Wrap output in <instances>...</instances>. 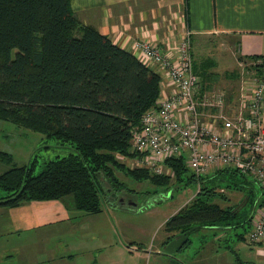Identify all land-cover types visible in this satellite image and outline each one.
Segmentation results:
<instances>
[{
    "label": "trees",
    "instance_id": "trees-1",
    "mask_svg": "<svg viewBox=\"0 0 264 264\" xmlns=\"http://www.w3.org/2000/svg\"><path fill=\"white\" fill-rule=\"evenodd\" d=\"M188 40L192 46L191 34ZM263 57L238 55L237 59ZM192 64L199 87L207 89L215 75L208 70L215 63L192 57ZM232 75L233 71L228 76ZM161 79L131 51L78 20L70 0H0V120L71 148L42 162L37 172L36 159L16 166L10 164V153L0 151V159L10 164L0 173V187L8 191L0 196V207L70 197L76 209L97 213L108 191L103 181L109 184L108 192H128L115 175L119 170L164 189L172 182H197L192 198L165 220L169 235L163 245L200 228H213L216 234L239 226L243 230L235 233L236 240H244L253 207L264 205V190L249 177L227 168L197 176L188 173L181 157L165 160L172 175L129 168L117 159L133 155L131 129L139 125L145 110L155 106ZM233 95L227 91V100ZM223 187L242 191L244 202L224 207L215 203V198L227 200L218 190ZM245 206L248 212H242Z\"/></svg>",
    "mask_w": 264,
    "mask_h": 264
},
{
    "label": "rangeland",
    "instance_id": "rangeland-1",
    "mask_svg": "<svg viewBox=\"0 0 264 264\" xmlns=\"http://www.w3.org/2000/svg\"><path fill=\"white\" fill-rule=\"evenodd\" d=\"M194 39L191 46L193 60L209 58L215 63L208 70L215 74L208 88L223 90L226 94L227 91L234 93L233 98L228 101L229 104L226 102V110L233 114L231 107L236 106L233 99L244 79L250 77L253 67L250 65V69L249 66L241 69L236 62V58L240 55L237 52V42L233 43L227 36H197ZM177 46L178 43L175 47ZM134 54L138 55V52ZM232 71L235 75L228 76ZM8 140L11 142V151L15 148L12 154L13 162L10 164L17 166L22 161L29 162L36 159L35 172L41 169L40 166L45 160L71 151L67 144L60 145L55 139L47 138L39 132L23 128L10 121L0 120V148L5 146ZM127 158L128 156L124 155L117 156V159L129 168H145L135 166ZM10 164L0 159V170L8 168ZM190 172L191 170L188 169V173ZM167 173L172 175V172ZM115 175L123 182L130 194L125 189L108 192L109 184L103 181V187L108 191H106V200L103 201L102 198L101 212L92 216L89 221L74 222V227L68 229L66 241L68 243L73 241L72 245L77 249L86 246L81 236L100 233L104 237V247L102 240H99L101 246H98L97 255L95 260L91 259V264H264V254L258 252V249L264 251V245L260 247L264 243L249 244L245 241V235L251 228L253 219L256 221L264 213V205L253 207L250 226L244 234V240H236L235 233L243 230L239 226L225 231L219 230L216 234L213 228H200L189 233V241L185 245L176 249L172 255H167L161 251L163 242L169 235L164 230V222L192 198L198 187L197 182L190 181L177 185L171 181L170 187L164 189L156 187L149 180L136 181L119 170L115 171ZM218 190L227 196V200L220 198L213 200L221 207L233 204L240 206L246 198L242 191L225 187ZM6 192L8 191L0 187V196L5 195ZM114 194L118 197L111 196ZM123 196L133 199L132 203L135 206L123 201ZM120 198L123 199L119 205L113 206L107 202L112 199L113 203H118ZM243 211L248 212L249 208L245 206ZM80 212L86 213L82 210ZM71 230L73 233L70 232ZM81 231H88L89 234H80ZM38 256L40 255L37 253L35 257ZM75 256V264H88L86 254Z\"/></svg>",
    "mask_w": 264,
    "mask_h": 264
},
{
    "label": "crops",
    "instance_id": "crops-1",
    "mask_svg": "<svg viewBox=\"0 0 264 264\" xmlns=\"http://www.w3.org/2000/svg\"><path fill=\"white\" fill-rule=\"evenodd\" d=\"M70 7L82 23L95 27L133 54L137 51L135 44L141 40L173 53L182 36L191 34L193 38L227 36L233 43L237 42L240 55H264V0H70ZM245 80L243 88H251L249 79ZM171 90L168 82L161 79L159 93L165 96ZM241 90L240 85L233 99L236 106L231 107L234 112L238 109ZM225 101H229L226 93ZM10 143L8 140L0 151L12 155L15 148L11 151ZM27 163L25 160L19 165ZM107 202L113 206L120 204L112 199ZM101 210L81 213L70 197L32 199L0 207V264H75V255L79 254H86L91 264L101 246L99 240L104 247V237L100 233L81 236L86 246L79 249L66 238L74 222L89 221ZM258 252L264 254L262 249ZM37 253L40 256L35 257Z\"/></svg>",
    "mask_w": 264,
    "mask_h": 264
},
{
    "label": "built area",
    "instance_id": "built-area-1",
    "mask_svg": "<svg viewBox=\"0 0 264 264\" xmlns=\"http://www.w3.org/2000/svg\"><path fill=\"white\" fill-rule=\"evenodd\" d=\"M135 45L136 56L160 73L172 90L165 96L159 93L155 106L145 110L139 125L131 129L133 155L127 160L166 174L170 169L165 160L181 157L197 176L234 169L264 190V57L238 60L241 69L250 65L256 69L246 79L251 88L241 85L238 109L230 114L223 90L200 91L188 36L173 53L145 40ZM260 216L245 235L249 244L264 242V213Z\"/></svg>",
    "mask_w": 264,
    "mask_h": 264
},
{
    "label": "water",
    "instance_id": "water-1",
    "mask_svg": "<svg viewBox=\"0 0 264 264\" xmlns=\"http://www.w3.org/2000/svg\"><path fill=\"white\" fill-rule=\"evenodd\" d=\"M131 206H135V204L131 203ZM187 239H188V232L180 233L177 237L168 241V243L164 246L162 252L169 255L172 254L176 248H179L182 245H184Z\"/></svg>",
    "mask_w": 264,
    "mask_h": 264
},
{
    "label": "flooded vegetation",
    "instance_id": "flooded-vegetation-1",
    "mask_svg": "<svg viewBox=\"0 0 264 264\" xmlns=\"http://www.w3.org/2000/svg\"><path fill=\"white\" fill-rule=\"evenodd\" d=\"M111 193H112V192H111ZM111 196H113V197H115V198L118 197V196H116L115 194H114V195H111ZM119 197H120V196H119ZM123 197H124V199H123V198H120V199H118V201L120 202V201H122V199H123V201H125V202L132 203V200H133V199L130 200V198H125V196H123ZM188 236H189V233H188ZM175 237H177V236H175ZM175 237H173V238H175ZM173 238H172V239H173ZM187 241H188V239H187ZM187 241H186V242H187ZM262 243H264V242H262ZM166 244H167V243H166ZM166 244L163 245V248H164V246H165ZM185 244H186V243H185ZM185 244H184V245H185ZM182 246H183V245H182ZM182 246H181V247H182ZM163 248H162L161 251H163ZM179 248H180V247H179ZM176 249H178V248H176ZM176 249H175V250H176ZM175 250H174V251H175ZM162 253H163V254H166V253H164V252H162ZM172 254H173V253H172ZM172 254H170V255H172ZM167 255H169V254H167Z\"/></svg>",
    "mask_w": 264,
    "mask_h": 264
},
{
    "label": "bare ground",
    "instance_id": "bare-ground-1",
    "mask_svg": "<svg viewBox=\"0 0 264 264\" xmlns=\"http://www.w3.org/2000/svg\"><path fill=\"white\" fill-rule=\"evenodd\" d=\"M252 70H254V69H252ZM252 70H251V71H252Z\"/></svg>",
    "mask_w": 264,
    "mask_h": 264
}]
</instances>
